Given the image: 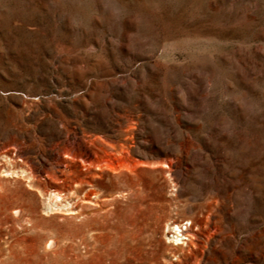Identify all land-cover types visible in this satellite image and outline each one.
Segmentation results:
<instances>
[{
    "label": "rangeland",
    "instance_id": "obj_1",
    "mask_svg": "<svg viewBox=\"0 0 264 264\" xmlns=\"http://www.w3.org/2000/svg\"><path fill=\"white\" fill-rule=\"evenodd\" d=\"M0 264H264V0H0Z\"/></svg>",
    "mask_w": 264,
    "mask_h": 264
},
{
    "label": "bare ground",
    "instance_id": "obj_2",
    "mask_svg": "<svg viewBox=\"0 0 264 264\" xmlns=\"http://www.w3.org/2000/svg\"><path fill=\"white\" fill-rule=\"evenodd\" d=\"M106 166H111L109 163H104ZM100 168V167H99ZM108 168H110V169H114V167H108ZM7 171V170H6ZM90 181V180H89ZM83 185V184H82ZM53 191V193H52V196H50V194H48L49 195V197H48V199H50L51 201H53V202H55L56 203V206H57V208H58V203L56 202V198L54 199V197H56L57 195L59 196V199L60 200H66V199H68L67 198V195H68V193H67V195H66V193L64 192V191H58V190H52ZM50 192V191H49ZM70 194V193H69ZM77 194V193H76ZM72 195H73V193H72ZM98 195H99V193H98V191L96 190V189H94V187H93V185L91 184V183H86V185H84V187H83V190H82V200H83V202L85 201V202H88V203H95V201H96V198L98 197ZM69 196V195H68ZM72 197H74V196H72ZM79 197V196H78ZM76 199V198H75ZM49 200V201H50ZM77 201V200H76ZM49 203V202H48ZM47 203V204H48ZM51 204V203H50ZM69 204H72V203H70L69 201H68V203H67V205H69ZM96 204V203H95ZM55 206V207H56ZM17 211H15V213H16ZM70 212H74V211H70ZM76 212V211H75ZM172 224V226H174V227H179L178 229H179V231L181 232V235H186V236H188V239L187 240H189V238H190V236H192V232H190L189 231V227L188 226H182L181 228H180V226L178 225V223H176V222H172L171 223ZM178 235V234H177ZM53 240H51V239H49V240H47V242H46V246L47 247H51L52 245H53ZM56 242V241H55Z\"/></svg>",
    "mask_w": 264,
    "mask_h": 264
}]
</instances>
